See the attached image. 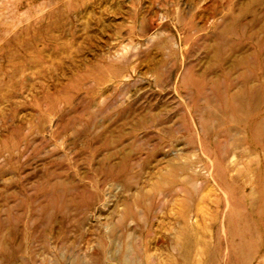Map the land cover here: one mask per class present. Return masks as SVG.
<instances>
[{
    "label": "rangeland",
    "instance_id": "374dc122",
    "mask_svg": "<svg viewBox=\"0 0 264 264\" xmlns=\"http://www.w3.org/2000/svg\"><path fill=\"white\" fill-rule=\"evenodd\" d=\"M202 260L264 264V0H0V264Z\"/></svg>",
    "mask_w": 264,
    "mask_h": 264
},
{
    "label": "bare ground",
    "instance_id": "6f19581e",
    "mask_svg": "<svg viewBox=\"0 0 264 264\" xmlns=\"http://www.w3.org/2000/svg\"><path fill=\"white\" fill-rule=\"evenodd\" d=\"M243 94H241L240 96H242ZM243 99H244V96L242 97ZM239 107H242V106H239ZM240 124H241V122H240ZM210 126V125H209ZM256 131L257 132H260L261 131V128H260V126L258 125L257 127H256ZM259 134V133H258ZM233 214V213H232ZM235 214V213H234ZM239 217V219H241V222H242V226H243V228H244V230H245V228H246V226H247V224H248V220H246V217H243V216H238ZM233 218H235L234 216H233ZM236 227V226H235ZM243 228H232V230L233 231H231L230 232V234L231 235H233L234 237H236L237 239H239V244L237 245V246H235V248H234V250H235V252H236V257H239V256H244L245 255V253L247 254V247H248V245H247V238L245 237V232L246 231H243ZM236 240V239H235ZM171 247V246H170ZM134 254V253H133ZM201 254V253H200ZM239 255V256H238ZM128 256V255H127ZM133 256V255H132ZM124 259V258H123ZM130 263V262H129ZM211 264H212V262H210ZM209 262L208 263H204L203 262V260L201 261V263L199 262L198 264H210ZM128 264V263H127ZM141 264H143V263H141Z\"/></svg>",
    "mask_w": 264,
    "mask_h": 264
}]
</instances>
